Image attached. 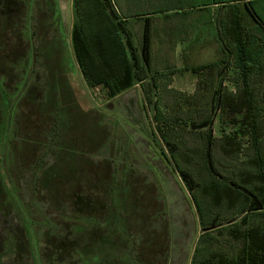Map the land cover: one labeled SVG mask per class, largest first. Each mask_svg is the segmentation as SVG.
I'll use <instances>...</instances> for the list:
<instances>
[{
    "label": "rangeland",
    "instance_id": "rangeland-1",
    "mask_svg": "<svg viewBox=\"0 0 264 264\" xmlns=\"http://www.w3.org/2000/svg\"><path fill=\"white\" fill-rule=\"evenodd\" d=\"M133 1V9L138 13L174 12L183 6L177 0ZM189 1L197 5L204 4L206 0ZM228 8L236 10L234 6ZM239 9L245 11L243 5ZM211 10L213 13L221 11ZM253 10L255 16L264 19L263 9L256 5ZM197 13L201 17H208L210 12L202 10ZM166 19L174 21L177 18L172 15L160 18L159 21ZM73 23L72 0H0V45H5L9 38H13L15 44L12 43V46L16 47L12 48L15 55L11 57L5 55V46H0V264H94L90 258L94 255V249L88 248L92 243L89 242L85 228L96 221L76 219L71 210L74 202L71 186L73 179L77 178L73 173L76 169L72 164L73 158L67 159L70 170L64 176L58 168L56 171L53 169L56 165L55 155L49 148L67 156L77 154V157L81 156V151L74 149V146L67 148L63 144L53 145L52 142L50 145L49 135L44 134L48 127L46 122L51 118L49 116L54 114L53 109L59 107V99L63 107H72L69 111L71 115L78 117L79 126L71 129L67 139H75L79 143L85 138L88 146L92 147L93 154L88 153L81 163L76 160L82 170H86L84 174L87 178L84 179L93 178L97 166L101 164L99 170L103 171L104 182L108 184L101 194L107 209L105 217L98 222L100 227L105 229L117 216L114 208L117 188L114 183L126 188L124 196L128 206L131 204L134 208L138 201L129 193L126 185L134 188L150 186L151 198L147 196L145 200H152L149 205L151 210L146 208V203L138 208L140 211L137 209V215L144 217V232L150 227L161 234V244L158 246L163 250L159 253L165 252L163 258H152L151 264H191L202 230L199 216L174 165L162 154L159 140L154 135L157 130L154 112L146 104L145 96L138 86L109 100L102 90L91 89L86 85L72 50ZM250 24L249 21L247 25ZM129 25L136 26L135 29L142 26L132 22ZM156 27L158 32L153 45L154 65L165 70L174 68L172 76H169L171 80L168 89L184 90L180 92L190 98L198 92L202 82L195 83L193 74L184 71L221 58L214 34L206 32L208 40H167L164 38L166 34L159 29L169 27L175 30L177 25L157 23ZM205 27L208 28V25ZM133 36L140 47L142 35L136 31ZM171 36L175 37L176 33ZM195 36L199 38V34L195 33ZM35 51L40 56L37 53L38 57H35ZM165 72L170 73L168 70ZM234 77L235 72L231 78ZM263 84L261 82L262 89ZM241 86L228 88L231 92H237ZM37 99L46 103L39 108L40 102ZM161 105L164 111L204 108L198 102L191 106L183 103L179 108L171 99ZM233 119V115L223 112L217 116L213 125L214 135L220 138L231 131H237L239 126L234 124ZM64 127L66 123L61 129ZM45 175L49 183L42 187L39 180ZM63 177H74L71 186L69 183H60ZM55 180L59 185L52 184ZM151 213L156 216L153 217ZM150 222L151 225L147 227ZM135 225L134 219L132 224L125 223L124 226L132 236L125 231V234L121 232L113 249L114 264H139L142 261L138 246L143 239L146 245L148 242ZM68 229L81 231L74 238L77 244H68L71 247L78 246L81 250L85 246L89 262L80 259L75 250L65 245L58 253L60 260L52 258L51 249L55 242L53 235L58 230L63 233ZM155 233V230L149 232L147 237L151 239L150 235ZM16 235H24L22 238L26 245L20 251L13 245L18 243L17 237L13 239ZM140 248L142 253L149 251L143 243ZM111 256L105 254L107 261Z\"/></svg>",
    "mask_w": 264,
    "mask_h": 264
},
{
    "label": "trees",
    "instance_id": "trees-1",
    "mask_svg": "<svg viewBox=\"0 0 264 264\" xmlns=\"http://www.w3.org/2000/svg\"><path fill=\"white\" fill-rule=\"evenodd\" d=\"M114 3L115 0H72V50L84 82L91 89L102 90L109 100L140 86L146 104L152 108L157 121L154 135L159 140L162 154L174 165L199 216L202 230L191 264H264V188L255 183L257 179L264 181V89L261 85L264 82V19H257L253 7L245 6L246 12L240 14L237 13L240 9L234 6L236 10L232 11V19L220 25L218 42L221 60L187 69L195 73L205 71L204 75L208 76L207 80L201 81V89L198 87L201 92L198 90L189 98L180 91L168 89L171 80L169 76H172L174 68L165 70L154 65L152 19H144L143 38L139 47L126 21L118 16ZM249 18L251 24L247 25L245 21ZM12 41L13 38H9L5 45L1 44L5 46L6 56L15 55L12 52L15 47ZM41 48L43 50V45ZM37 53L35 51V57L40 56ZM167 70L170 73L165 72ZM229 70H232V74L236 73L233 78L235 87L242 85L237 92L229 91L224 84L226 76H232ZM169 99L172 103L176 102L179 108L183 103L191 106L196 102L204 108L164 111L161 103H167ZM38 101L39 108L46 103L44 100ZM57 105L59 107L53 109L54 114L46 122L48 127L44 134L49 135L53 145L63 144L67 148L74 146V149L81 151V156L77 157V154L67 156L49 148L55 155L56 165L53 169L56 171L58 168L64 176L70 170L67 159L73 158L72 164L76 167L73 173L77 178L73 179L72 186L71 180L74 177H63L59 181L71 186L73 216L76 219L96 221L85 228L89 242L92 243L88 248L94 249V255L90 257L94 264H114L116 240L124 231L132 236L124 225L132 224L133 219L137 230L146 236L148 242L146 245L143 239L138 246V254H142L140 263L151 264L152 258H163L165 252L159 253L163 249L158 246L161 244V234L154 229L155 235L148 238L149 232L154 231L149 227L152 222L147 226L149 230L144 232V217L137 215L138 208L146 203L148 208L152 204V200H145L150 196V186L134 188L126 185L129 193L138 201L134 208L131 204L128 206L124 196L126 188L114 183L117 188L114 201L117 216L105 229L100 227L98 222L105 217L107 209L101 194L108 186L104 182L103 171L99 170L101 164L97 166L93 178L84 179L87 178L84 174L86 170H82L80 163L88 153L93 154L92 147L88 146L85 138L79 143L75 139L68 140L71 129L79 126L78 117L71 115L69 111L72 107H63L60 99ZM222 112L233 115V122L239 127L237 131L218 138L213 133V125ZM65 123L66 127L62 130ZM217 154H220L219 157ZM248 166L254 170L250 172ZM257 168L260 169L259 176L255 172ZM249 181L251 186L247 185ZM1 183L0 177V186ZM39 183L43 187L49 183L48 177L45 175ZM52 184L59 185L57 180ZM83 190L86 193L83 194ZM126 213L129 215L127 218ZM151 215L156 216L154 213ZM79 232L68 229L61 233L58 230L53 235L56 243L51 254L54 260H60L58 253L62 251L63 245L70 248L71 244L68 243L77 244L74 238ZM23 236L13 237L18 239V243L13 245L19 251L26 245ZM142 243L148 252L146 250L142 253ZM75 245L71 248L77 256L89 262L86 247L81 250ZM107 253L112 255L109 261L105 258Z\"/></svg>",
    "mask_w": 264,
    "mask_h": 264
},
{
    "label": "crops",
    "instance_id": "crops-1",
    "mask_svg": "<svg viewBox=\"0 0 264 264\" xmlns=\"http://www.w3.org/2000/svg\"><path fill=\"white\" fill-rule=\"evenodd\" d=\"M179 2L180 8H177V10H174V12L171 11H167V12H151V11H146V12H142V13H138L135 12V10L133 9V3H135L133 0L125 1H119L114 3V8L118 14V16L123 20L126 21L127 26L130 30V32L134 35L136 31L139 32V34L142 35L143 38V22L144 19L147 17H150L152 19V22L154 24L153 26V38L155 39L157 32H158V27H156L157 23L160 24H176L177 27L175 30H173L172 28L166 27V28H162L159 30H163L162 32H164L166 35L164 36L165 39L169 40L171 38L176 39V40H180V41H185V40H202V39H206L208 40V38L205 36V33L207 32L209 35L213 32L214 34V39L217 41L216 44H218L219 47V38H220V25L225 23V22H229L230 19H232L233 13L231 10H229V6H236L237 8L240 7L243 8L245 6L248 7H253L255 8V6L257 5L258 7H260L261 9H263L264 12V0H229L226 2V0H206L204 4H197L194 5L192 4L189 0H177ZM118 3V4H117ZM211 9H220L221 11L218 13H213ZM224 9V11H223ZM202 10H208L209 16L208 17H201L200 12ZM125 13V14H124ZM237 13H242V10L240 9V12L237 10ZM244 13V12H243ZM175 15L176 16V20L171 21V20H164V21H159L160 18L163 17H167V16H172ZM243 16V15H242ZM258 17V16H257ZM257 19H263L261 17H258ZM245 20V18H244ZM250 18L245 22H249ZM129 22H132L134 24H141L142 26L137 27L135 29L136 26L131 27L129 25ZM192 25V27H191ZM205 25H208V28L205 27ZM160 28V27H159ZM172 33H176V36L173 37L171 36ZM195 33L199 34V38L195 36ZM134 37V36H133ZM210 40V39H209ZM199 46L202 48V45L199 44ZM220 50V47H219ZM221 55V53H220ZM221 57V56H220ZM221 58L218 60L220 61ZM218 61H210L207 62L205 64H200L195 67H202L205 65H209L212 63H216ZM78 66V65H77ZM184 72H191L194 78L195 83L197 81H203V80H207L208 76L204 75L205 71H202L200 73H195L192 72L191 70H187L185 69ZM229 73L231 74V70H229ZM232 80L234 81V79L231 78V76H226L225 82L224 84L226 86H235L234 84H232ZM234 83V82H233ZM139 88L140 86L137 85ZM179 90V89H178ZM181 92H185L184 90H179ZM249 170V169H248ZM252 168H250V172H252ZM243 172V170H241ZM255 172L258 174V176L261 174L260 173V169H256ZM256 185H258V187H263L264 188V181H261L259 179H257V181L255 182ZM251 183L250 181L247 183V185ZM262 191V190H261ZM264 193V189L262 191V194ZM262 197H264V195H262Z\"/></svg>",
    "mask_w": 264,
    "mask_h": 264
}]
</instances>
